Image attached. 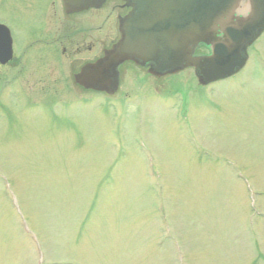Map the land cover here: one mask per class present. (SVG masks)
<instances>
[{
  "label": "rangeland",
  "instance_id": "rangeland-1",
  "mask_svg": "<svg viewBox=\"0 0 264 264\" xmlns=\"http://www.w3.org/2000/svg\"><path fill=\"white\" fill-rule=\"evenodd\" d=\"M49 2L0 0L16 51L29 52L41 76L60 75L68 63L31 45L49 32ZM52 21L62 32L63 19ZM81 51L68 58L85 57ZM11 65L0 67L16 72L0 81V170L46 239L47 264H177L169 245H159L158 207L171 223L174 215L188 264H264V214L254 212H264V35L226 80L201 85L186 69L158 81L127 69V89L113 98L73 89L67 98V73L65 83L26 85L18 58ZM61 91L63 102L52 101ZM234 165L256 193L254 205ZM3 187L0 176V264H35Z\"/></svg>",
  "mask_w": 264,
  "mask_h": 264
},
{
  "label": "water",
  "instance_id": "water-1",
  "mask_svg": "<svg viewBox=\"0 0 264 264\" xmlns=\"http://www.w3.org/2000/svg\"><path fill=\"white\" fill-rule=\"evenodd\" d=\"M68 11L98 6L104 0H64ZM133 10L121 19V38L104 57L77 77L86 88L105 90L126 60L150 63L154 74L194 67L202 83L226 78L247 61V48L264 31V0H125ZM201 44L209 55H195ZM12 55L11 38L0 29V61Z\"/></svg>",
  "mask_w": 264,
  "mask_h": 264
},
{
  "label": "flooded vegetation",
  "instance_id": "flooded-vegetation-1",
  "mask_svg": "<svg viewBox=\"0 0 264 264\" xmlns=\"http://www.w3.org/2000/svg\"><path fill=\"white\" fill-rule=\"evenodd\" d=\"M53 3H54V1H53ZM121 10H122L121 9V4L120 3L118 4L116 1H114V3H111V7H109L105 11L106 14L104 13L103 10H99L98 11V18H99V20L103 19L102 23L104 25L108 20H110L112 22L113 19L117 16V12H119ZM79 17H81V21L79 22L81 24H82V21L85 22V21L88 20V19H85L82 16H79ZM78 25L79 24L77 22L70 29L68 28V31L65 34L59 36L58 40H56V41H58L61 44H63L65 51H68L69 47H73V46L76 47L79 51L81 50L82 46L87 47L90 51L93 50L95 48L94 43H96L95 37L94 36H90L88 33H85L84 35H82V33L77 34L75 32V28ZM85 25H87V24L85 23L83 25V27H82L84 30H85V27H84ZM99 26H100V29H101L102 28L101 24Z\"/></svg>",
  "mask_w": 264,
  "mask_h": 264
}]
</instances>
